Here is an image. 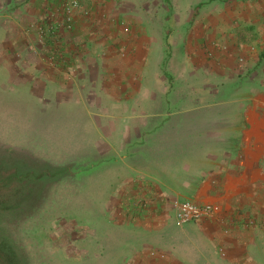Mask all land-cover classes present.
<instances>
[{"label":"crops","instance_id":"obj_1","mask_svg":"<svg viewBox=\"0 0 264 264\" xmlns=\"http://www.w3.org/2000/svg\"><path fill=\"white\" fill-rule=\"evenodd\" d=\"M63 1L0 0V12L18 17L25 9L30 16L21 18L39 24L43 9ZM78 2L73 30L45 38L43 49L35 36L23 45L18 33L2 32L26 57L28 85L82 105L84 115H98L95 107L108 116L164 104L204 113L191 118L188 132L145 133V151L108 142L118 172L109 213L127 225L124 238L136 237L124 243L123 264H264V0ZM120 17L129 35L115 22ZM197 77L203 80L195 88ZM175 201L219 212L179 228Z\"/></svg>","mask_w":264,"mask_h":264},{"label":"rangeland","instance_id":"obj_2","mask_svg":"<svg viewBox=\"0 0 264 264\" xmlns=\"http://www.w3.org/2000/svg\"><path fill=\"white\" fill-rule=\"evenodd\" d=\"M19 13L17 17L14 10L4 8L0 12L4 27L0 48L5 54L0 58V264H123L128 252L125 241H135L136 237L124 238L127 231L123 227L127 225L109 213L113 197L110 185L118 172L113 168L117 155L108 151V142L145 151L148 145H140L145 133L188 132L191 118L204 113L193 114L185 104H164L157 110L143 108L140 112L133 107L135 113L108 116L102 114L104 107H95L98 115H84L82 105L67 104L68 99L52 93L42 95V89H33L26 82L24 54L1 34L12 30L23 45L35 36L43 49L45 38L41 39L39 32L47 21L61 18L62 10L60 5L43 9L39 24L21 18L30 16L25 9ZM6 16L14 23L8 24ZM121 18L115 22L129 35L130 28ZM59 32L51 38L56 39ZM212 45L213 50L218 48ZM58 52L53 48L52 67L59 64ZM172 59H167L165 69ZM179 60L182 64V58ZM242 62L237 63L244 65ZM202 78L192 80V85L196 88ZM197 94L192 96L198 98ZM129 162L135 163L132 159ZM17 171L24 175V181L18 180ZM176 225L185 226L177 220ZM150 255L166 258L155 251Z\"/></svg>","mask_w":264,"mask_h":264},{"label":"built area","instance_id":"obj_3","mask_svg":"<svg viewBox=\"0 0 264 264\" xmlns=\"http://www.w3.org/2000/svg\"><path fill=\"white\" fill-rule=\"evenodd\" d=\"M79 7L80 3L78 0H64L63 3L60 4V10H62L61 18L53 21H47L45 26H43L39 32L40 38L44 39L49 36L56 35L61 30L72 31L74 27L75 11ZM85 15L89 16L90 12L85 11ZM124 31L127 33L128 29L124 28ZM173 209L177 223L182 226L214 216L219 212L218 207L199 206L191 201H175L173 203Z\"/></svg>","mask_w":264,"mask_h":264},{"label":"water","instance_id":"obj_4","mask_svg":"<svg viewBox=\"0 0 264 264\" xmlns=\"http://www.w3.org/2000/svg\"><path fill=\"white\" fill-rule=\"evenodd\" d=\"M15 175L17 176L18 180L24 181V179H25V178H23L24 175H20V173H18V175L17 174H15Z\"/></svg>","mask_w":264,"mask_h":264},{"label":"trees","instance_id":"obj_5","mask_svg":"<svg viewBox=\"0 0 264 264\" xmlns=\"http://www.w3.org/2000/svg\"><path fill=\"white\" fill-rule=\"evenodd\" d=\"M15 174H17V175H18V171H17V173H15Z\"/></svg>","mask_w":264,"mask_h":264}]
</instances>
